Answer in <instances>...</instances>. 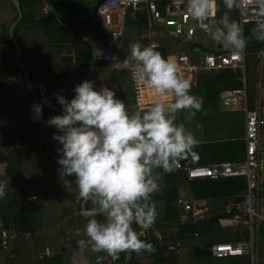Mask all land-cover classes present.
<instances>
[{
	"label": "trees",
	"instance_id": "obj_1",
	"mask_svg": "<svg viewBox=\"0 0 264 264\" xmlns=\"http://www.w3.org/2000/svg\"><path fill=\"white\" fill-rule=\"evenodd\" d=\"M20 3L23 13L44 4L43 0H20ZM53 5L59 12L65 13V5L60 0H54ZM226 11L229 10L219 2L217 18ZM17 17L18 9L13 1L0 0V167L5 168L0 179L7 181L5 196L0 198V219L8 226L16 227L20 234L19 239L6 250L4 264H74V259L81 256L104 257V253L89 250L81 252L77 246L76 241L84 238L83 226L90 216L86 217L82 213V202L72 178L60 177L58 173L56 149L59 145L51 138L57 130L45 121L60 112L45 105L41 91L42 87L47 88V99L61 107L56 96L64 95L70 99L74 95V85L89 79L95 81L97 87L106 85L112 88L125 102L129 112L136 111L139 106L135 100L129 101L123 96L119 73L111 61L98 60L93 55L94 46L106 47L108 44L106 31L98 22L75 31L74 25L62 24L49 17L39 20L41 24L38 28H30L27 26L30 22L24 15L14 34L23 48L21 61L31 81L42 84V87L31 88L22 68L16 62L17 48L9 33ZM128 20L138 31L135 41L149 46L150 39L144 36L149 31L148 14L131 10ZM97 25L99 29L95 28ZM250 26L251 24L246 25V34ZM151 27L154 28V25L151 24ZM157 30L158 34L154 39L159 46L155 49L162 55L167 57L185 52L182 47L184 39L161 28ZM85 34L86 38L83 36ZM261 45L251 40L246 57L245 75L250 106L254 102L261 79L258 72L259 61L254 55ZM116 47L120 49L123 45L118 44ZM81 49L83 52L79 51ZM75 50L79 51L75 60H63L65 54H71ZM83 60H91L92 66L80 62ZM241 86L240 70L196 73L190 91L201 96L202 109L194 118L204 116L201 111L220 114L222 93ZM33 103L43 105L41 120L33 119L30 112ZM239 124V118L234 117L230 120V127L234 131L232 137L216 138L212 133L210 141H204L194 149V156L189 155L180 161L184 166H189L244 158L246 142L244 129L241 131ZM156 171L160 175L159 189L152 194L158 213L156 222L147 230L133 225L139 238L151 242L155 251H132L128 264H251L249 255L215 257L211 252V246L216 242L238 241L249 237V230L242 226L223 227L220 224V220L227 217V206L242 199L247 189L246 177L188 180L182 169L172 173ZM31 195L43 198L37 202L29 199ZM179 196L189 200L207 199L211 218L197 224L183 225L180 222L182 210L177 204ZM85 209L94 211L90 202L85 204ZM223 228L230 230L222 232ZM75 229L81 230L79 236L75 235ZM260 229L264 236V223ZM154 232H158L159 236L154 235ZM48 249L53 251V256L41 259L42 252ZM127 253H120L116 260L107 257L108 264H126Z\"/></svg>",
	"mask_w": 264,
	"mask_h": 264
},
{
	"label": "clouds",
	"instance_id": "obj_2",
	"mask_svg": "<svg viewBox=\"0 0 264 264\" xmlns=\"http://www.w3.org/2000/svg\"><path fill=\"white\" fill-rule=\"evenodd\" d=\"M222 3L229 11L215 19L217 0H184V9L192 21L204 26L212 41L231 51L243 52L249 40L264 44V0ZM232 10L252 13L247 35L243 22L230 15ZM128 48L135 61L130 79L137 88L151 91V104L129 112L112 88L85 79L74 85L70 99L56 96L61 112L45 121L57 130L51 138L59 145L60 177H71L80 201L90 202L94 209L83 226L84 238L76 243L81 252L106 254L97 257V264L107 257L116 260L122 252L155 251L151 242L139 238L133 225L147 230L156 222L152 200L159 189L156 170L170 173L178 160L194 156L200 143L187 124L202 109V100L191 93L190 80L178 75L175 60L140 41L130 42ZM257 55L264 56V50ZM111 59L121 70L129 68L127 58ZM42 109V104H32L34 120L41 118ZM178 113L182 122H176ZM6 187L7 181L0 179V198ZM74 231L80 235V229Z\"/></svg>",
	"mask_w": 264,
	"mask_h": 264
},
{
	"label": "built area",
	"instance_id": "obj_3",
	"mask_svg": "<svg viewBox=\"0 0 264 264\" xmlns=\"http://www.w3.org/2000/svg\"><path fill=\"white\" fill-rule=\"evenodd\" d=\"M218 3L216 14L212 19L217 18ZM146 12L149 19L162 24L167 31L184 40H191L194 50L190 53L173 54L177 65L178 75L182 72L185 76L193 77L201 71H212L221 69L241 68L246 74V57L249 54L248 46L250 41L241 53L231 51L223 47L218 42L205 43L197 34L200 31L208 36L202 24L192 21L184 9V0H104L98 8V20L106 29L109 46L106 49L96 51V58L103 61H111L113 57L112 45L120 41L124 29V22L129 11ZM252 13L246 15L238 13V19L246 25L251 24ZM245 35L246 32H245ZM113 36L117 39H113ZM209 37V36H208ZM152 46H159L158 42H153ZM264 50V44L254 52L258 59V70L261 76L258 84V94L255 103L248 106L245 103V156L237 160L215 161L208 164L184 166L180 160L174 165L173 171L182 169L188 180L196 178H212L230 176H244L247 180V189L242 195V199L230 204L226 208L227 217L220 220L223 225H240L249 230V238L238 241H221L212 244L211 252L215 257L249 255L251 264L256 261V242L257 232L264 223V138L262 135L263 125V105L261 97L264 93V56L257 53ZM195 54L197 56L195 57ZM171 56V55H170ZM132 66V65H131ZM130 66V68H131ZM130 72V69H129ZM193 80V78H191ZM245 80V79H244ZM134 100L137 105L147 106L151 104L154 97L147 88H137L133 82ZM230 95L244 96L247 101L246 80L243 88H236L230 91ZM38 195H31L29 199L37 200ZM177 204L182 213L180 222L183 225L197 224L211 218L208 200L205 198L186 199L182 196L177 197ZM198 235V232H196ZM20 237L19 230L14 226H8L3 219H0V264L6 261V250ZM53 251L42 252L40 258L53 256Z\"/></svg>",
	"mask_w": 264,
	"mask_h": 264
},
{
	"label": "crops",
	"instance_id": "obj_4",
	"mask_svg": "<svg viewBox=\"0 0 264 264\" xmlns=\"http://www.w3.org/2000/svg\"><path fill=\"white\" fill-rule=\"evenodd\" d=\"M20 1V0H19ZM61 1V0H60ZM43 2H44V4L43 5H41V7L40 8H37V9H29V10H27L25 13H23V17H24V15H25V18L27 19V20H29V22H30V24L29 25H27L28 27H30V28H38L39 27V25L41 24L40 23V21L39 20H43V19H46V18H49V17H51V18H55V19H57L59 22H60V20L56 17V15H55V13H54V11H52L51 10V8L49 7V5H48V3H47V1L46 0H43ZM53 2H54V0H53ZM88 2L89 3H91V4H94L95 2H96V0H88ZM219 2H220V0H219ZM68 3L70 4V5H72V6H74L75 8H82L83 7V5H84V3H83V1H81V0H69L68 1ZM218 6H219V3H218ZM219 8V7H218ZM66 11H65V16H67V18H72V17H75V14L73 13V12H70V11H67V9H65ZM59 11V10H58ZM90 17V15H88V13H83L82 15H80V18H82V19H86V18H89ZM23 19V18H22ZM127 20H128V14H127V16H126V18H125V22H124V29H123V33H122V35H124V32H125V28H126V25H127ZM97 22L98 23H100L101 24V26L105 29V27L102 25V23L99 21V20H97ZM97 22H94V23H92L91 25H89V26H84V25H79V24H75V23H73V22H70V23H68V24H72V26H73V30H79L81 27H83V28H85V27H90V26H92V25H95V24H97ZM149 22H150V25H149V31L151 32V35H149L148 37H149V39H150V44L149 45H151L152 46V43L153 42H157V40H155L154 38H155V35H157L158 34V30H157V28H161V29H163V30H165V31H167V28L164 26V25H162V24H156V23H154V22H152L151 20H149ZM61 23V22H60ZM62 24H64V23H62ZM151 24H153L154 25V28L153 27H151ZM67 25V24H66ZM82 28V29H83ZM95 28H98L99 29V26L97 25V27H95ZM85 31V30H84ZM105 31H106V29H105ZM107 32V31H106ZM159 34H161L160 33V31H159ZM89 35H91V34H89ZM95 35V33H93L92 34V36H94ZM122 35H121V37H122ZM198 36H202V33L199 31L198 32V34H197ZM85 38L87 37V34H85V35H83ZM145 36V35H144ZM106 37H107V33H106ZM146 37V36H145ZM89 42H90V40H89ZM192 42V41H191ZM91 43V45L92 46H94V44L92 43V42H90ZM107 46L105 47V46H94L93 47V55H94V57L96 58V51H98L99 49H106V48H108V46H109V42H108V37H107ZM118 44H122L123 45V47L126 45V44H124L122 41H121V38H120V41L118 42V43H116V44H114V45H112L111 47H112V52H113V56H115V57H117L119 60H123L124 58H127L128 59V61H129V68L127 69L128 70V74H129V76H130V72H129V69H130V66L131 65H133L134 63H135V61H134V59L129 55V53L128 54H122L121 53V49L122 48H120V49H117V45ZM192 46H194L193 44H192ZM194 50V47L192 48V50L191 51H193ZM80 52H83V49H81V50H79ZM79 51H77V50H75V51H73V53H71V54H65L64 55V57H63V60H67V61H72V60H75L76 58L75 57H77V54H78V52ZM183 51H185V52H187V53H190L189 51H186L185 50V48H183ZM80 54H82V53H80ZM170 56V55H169ZM170 57H172L173 59H175L174 58V55L172 54ZM96 59H98V58H96ZM99 60V59H98ZM80 62H85L86 64L87 63H89L90 64V66H92V61L91 60H83V61H80ZM111 64L112 65H114V67L117 69V72L119 73L120 71H123V70H125V69H123V70H121L120 68H118L117 67V65L115 64V63H112V60H111ZM233 69V68H232ZM221 70H223V69H221ZM234 71H236V70H240L241 72H242V86L241 87H235V88H233V89H236V88H243V86H244V83H245V80H246V75H244V72H243V70L241 69V68H235V69H233ZM213 71H218V70H213ZM258 72H259V70H258ZM119 75V74H118ZM184 75L185 74H183L182 72H180V76L181 77H184ZM259 75H260V73H259ZM184 78H188L189 80H190V82L192 83L193 82V80H191V78H194V76L193 77H190V76H185ZM245 79V80H244ZM241 81V80H240ZM260 82V81H259ZM259 82H258V84H259ZM246 86H247V84H246ZM257 87H258V85H257ZM232 89H228V90H226V91H224L223 93H222V95H221V101H220V104H221V111L224 109V108H227V112H230L231 113V115L230 116H226V115H224V116H222V114H224V113H226V112H221L220 114H213L212 112L211 113H209V112H207V113H205V112H203V111H201V113H203L202 115H204L203 116V120L204 119H208L209 121H207V123H205L204 125H203V127H201V128H198V129H194L192 132H193V134L196 136V138L200 141V143L199 144H201L202 142H204V141H210L209 139H210V136H212L215 132H216V128H215V126H217V121L218 120H220V119H222V118H229V126H228V128H227V132H228V136H230V137H232L233 136V130L231 129L232 127H230L231 125H230V120L231 119H233L234 117L235 118H238L237 116H238V114H239V121H240V127H242V129H241V131H243V129L245 130V103L247 102V105L250 107V105H249V103H248V95H247V101H245V97L244 96H240V95H236V96H233V95H230V91H231ZM257 90H258V88H257ZM257 94H258V92H257ZM257 94H256V96H255V98H254V102H253V104L252 105H254V103H255V99H256V97H257ZM198 98H200L201 99V96L200 95H198L197 96ZM232 99H235V100H237V107H232V103L233 102H231L232 101ZM261 103H262V105H263V115H262V118H263V125H262V132H263V129H264V93H263V95H262V97H261ZM251 105V106H252ZM233 112H235L236 113V115L233 113ZM202 117V116H201ZM201 117H200V119H198V118H193L192 120H191V122L190 123H188L187 124V127L189 128V125H194L197 121H199V123H201L202 121H201ZM42 119V116H41V118L39 119V120H41ZM177 119H181V120H183V116L181 115V114H177V116H176V120ZM201 121V122H200ZM204 123V122H203ZM208 124H209V126H208ZM219 128H217V130H218ZM213 133V134H212ZM235 135V134H234ZM227 136V135H226ZM227 136V137H228ZM215 137V136H214ZM196 165H199V164H196ZM4 171H5V168L4 167H0V174H3L4 173ZM86 210V209H85ZM86 212H94V211H91V210H86ZM82 213H83V210H82ZM95 213V212H94ZM84 215V214H83ZM85 216V215H84ZM86 217H88V216H86ZM224 227H233V226H240V225H234V224H226V225H223ZM250 236V235H249ZM249 238V237H248ZM258 243V242H257ZM102 257V256H101ZM73 263L74 264H97V258L96 257H91V258H86V257H84V256H81V257H77V258H75L74 259V261H73ZM99 264H108V259L106 258V259H101L100 261H99Z\"/></svg>",
	"mask_w": 264,
	"mask_h": 264
},
{
	"label": "rangeland",
	"instance_id": "obj_5",
	"mask_svg": "<svg viewBox=\"0 0 264 264\" xmlns=\"http://www.w3.org/2000/svg\"><path fill=\"white\" fill-rule=\"evenodd\" d=\"M220 3H222V0H220ZM223 7H224V5H223ZM230 15L233 18H238V12L236 10H232L230 12ZM137 33H138V31L136 30L133 23L130 20H127V25L125 28L124 35H122V37H121V41L124 44H126L121 49L122 54L126 55L129 53L128 45L130 42L135 41V39L137 37ZM149 35H151L150 31L145 33V36H149ZM199 37L202 38L205 43H212L211 39L204 33H202V36H199ZM182 47H184L186 51L190 52L193 48L192 42L190 40H183L182 41ZM118 78H119L120 90L122 91L123 96L126 99H128L129 101H133L134 100L133 85H132V81L130 79V76L128 74V70L125 69L123 71H120ZM231 102H233L232 107H234V108L237 107V100L232 99ZM227 111H228L227 108H224L222 110V112H226V113L222 114V116H224V115L230 116L231 113L227 112ZM233 113L236 115L235 112H233ZM237 117L239 118V114ZM202 118H203V116L201 117V119ZM182 121L183 120H181V119L176 120V122H182ZM207 121H209V120L204 119V120H202V122L200 121L201 123H199V121H197L194 125H189V130L193 131L194 129L201 128V127H203V125L205 123H207ZM216 123H217V126H215L216 132L214 133L213 136H216V138H224L226 135L228 136L227 128L229 126V118L228 117L222 118V119L218 120ZM239 126H241V125L239 124L238 127ZM217 128H219L218 132H217ZM262 135L264 138V129H263ZM39 198H40V196L38 197L37 202L39 201ZM262 201H264V198H262ZM77 205H79V203H77ZM220 224L223 226L222 223H220ZM228 230H230V228H223L222 232H227ZM257 242H256V248H257L256 249V261H257V264H264V236H263V232L261 229H259L257 232Z\"/></svg>",
	"mask_w": 264,
	"mask_h": 264
},
{
	"label": "water",
	"instance_id": "obj_6",
	"mask_svg": "<svg viewBox=\"0 0 264 264\" xmlns=\"http://www.w3.org/2000/svg\"><path fill=\"white\" fill-rule=\"evenodd\" d=\"M12 1L18 9V17L12 23V25L9 29L10 37H11L12 41L14 42V44L17 48V52H16V56H15L16 62L22 68L24 75H25V80L31 88L34 89L37 87H42V84H35L31 81L29 74H28V71L25 68L24 63L21 61V59L24 55V51H23V48H22L20 42L18 41V39L16 38V36L14 34V30L23 18V11H22V6H21V3L19 0H12ZM46 1L48 3L49 7L51 8V10L54 11L56 17L60 20L61 23L68 24L70 22H73L75 24L89 26L92 23L97 22V20H98V8L104 0H96V2L94 4L89 3L88 0H81L84 3L82 8H75L74 6L70 5L68 3L69 0H61V2L65 5V8L67 9V11L73 12L75 14V17H72V18H67L65 16L66 13L62 14L61 12H59L55 8V6L53 5V0H46ZM83 13H88V15H90V17L86 18V19L80 18V15H82ZM194 55H195V57L197 56V54H195V53H194ZM42 88L43 89L41 91V94H42V99H43V102L45 103V105H47L51 109H54L56 111L61 112V107L54 105L53 103H51L47 99V97L45 95L47 88H45V87H42ZM42 198H43V196H40L38 202H40L42 200ZM82 210H83V214L85 216H91V215L95 214L94 212H86L85 203H82ZM131 255H132V251H128L127 256H126V264H128V258Z\"/></svg>",
	"mask_w": 264,
	"mask_h": 264
}]
</instances>
